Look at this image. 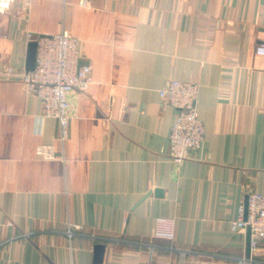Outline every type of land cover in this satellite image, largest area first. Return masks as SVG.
<instances>
[{
  "label": "crops",
  "instance_id": "0c3cea01",
  "mask_svg": "<svg viewBox=\"0 0 264 264\" xmlns=\"http://www.w3.org/2000/svg\"><path fill=\"white\" fill-rule=\"evenodd\" d=\"M63 31L93 71L70 94L67 138L19 77H0V264L264 262V241L249 256V229H232L248 191L264 193V0H2L0 70H26L30 33ZM173 78L200 85L206 127L181 163L160 96Z\"/></svg>",
  "mask_w": 264,
  "mask_h": 264
},
{
  "label": "built area",
  "instance_id": "2783aa9c",
  "mask_svg": "<svg viewBox=\"0 0 264 264\" xmlns=\"http://www.w3.org/2000/svg\"><path fill=\"white\" fill-rule=\"evenodd\" d=\"M88 5L89 0H80ZM2 0H0L1 7ZM29 36L38 42L36 67L31 71H16L13 66L5 65L0 70V77L12 79L19 77L25 90L41 98L44 116L54 117L59 122V138L64 140L69 135L71 114L70 94L73 91H86L93 81L90 64H82L81 40L67 32L57 34H39ZM259 54H264V44L257 47ZM200 85L194 81L170 79L160 89V96L177 109L176 119L169 135L170 155L177 163L190 157L193 150L200 149L206 138V127L200 116L198 100ZM42 159L56 157L51 146L40 145L35 150ZM234 231L250 229L251 251L255 252L264 241V193L250 190L247 201L241 207L240 218L232 221ZM67 235H84L78 229L69 228ZM29 235V234H26ZM94 239L123 241L119 239L101 238L90 234ZM157 237L173 240L175 238L174 223L160 218ZM124 242V241H123ZM144 245V243H141ZM149 246V244H145ZM150 247H154L150 245ZM172 249H176L171 247ZM183 253L186 252L184 249ZM247 264H264L252 256L240 259Z\"/></svg>",
  "mask_w": 264,
  "mask_h": 264
},
{
  "label": "water",
  "instance_id": "95a60500",
  "mask_svg": "<svg viewBox=\"0 0 264 264\" xmlns=\"http://www.w3.org/2000/svg\"><path fill=\"white\" fill-rule=\"evenodd\" d=\"M37 48H38V42L37 40H32L29 44V50H28V59H27V68L26 71L34 70L36 67V61H37ZM249 232L251 234V231L249 229ZM106 251V244L104 243H97L96 244V253H97V261L102 263L104 252ZM251 247L248 248V255L250 256Z\"/></svg>",
  "mask_w": 264,
  "mask_h": 264
},
{
  "label": "rangeland",
  "instance_id": "374dc122",
  "mask_svg": "<svg viewBox=\"0 0 264 264\" xmlns=\"http://www.w3.org/2000/svg\"><path fill=\"white\" fill-rule=\"evenodd\" d=\"M189 81V80H188ZM250 191V190H249Z\"/></svg>",
  "mask_w": 264,
  "mask_h": 264
}]
</instances>
